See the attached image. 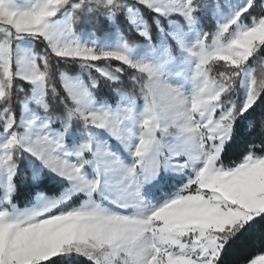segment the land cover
Instances as JSON below:
<instances>
[{"label":"snow or ice","instance_id":"snow-or-ice-1","mask_svg":"<svg viewBox=\"0 0 264 264\" xmlns=\"http://www.w3.org/2000/svg\"><path fill=\"white\" fill-rule=\"evenodd\" d=\"M133 2L176 17L169 23L177 32L168 35L195 61L190 92L165 79L176 61L170 45L148 48L153 63L132 60L127 43L112 51L78 42L73 25L81 12L109 21L123 13L133 22L128 0H0V264H264V254L229 258L252 230L264 229V77L248 63L264 58V0H248L210 44L205 33L192 47L182 34L195 23L199 0ZM250 9L258 14L246 24ZM139 36L150 44L147 24ZM26 40L38 42L42 54L22 50ZM99 61L138 74L132 78L142 81V110L114 86V106L97 96L93 69L117 79ZM212 61L230 67L210 77ZM53 64L63 92L50 87ZM73 135L82 139L69 151L64 141ZM110 140L124 146L127 161ZM25 155L31 180L46 170L63 187L37 192L20 207L14 196Z\"/></svg>","mask_w":264,"mask_h":264},{"label":"rangeland","instance_id":"rangeland-1","mask_svg":"<svg viewBox=\"0 0 264 264\" xmlns=\"http://www.w3.org/2000/svg\"><path fill=\"white\" fill-rule=\"evenodd\" d=\"M133 1V0H129ZM205 2V0H199V3L197 4V12L195 13V23L193 25H184V32L182 34L183 41L185 44V47H192L194 46L197 41L206 33L209 35V39L207 40V43H211V35L218 30V27L221 26L224 23H227L231 17L238 12L241 8L246 7L248 0H207V3L210 5H214V7L210 9H204L201 7V5ZM131 7L129 4L127 5ZM221 6V7H220ZM207 13L210 19V24H207L205 22V16H203L202 13ZM199 13V14H197ZM81 14H86V15H92L93 13H86V12H81ZM124 15V14H123ZM125 16V15H124ZM201 17V18H200ZM103 18V17H102ZM125 18L129 21V19L125 16ZM176 19V17L169 16L168 18L165 17H158L156 16V19H154V24L156 26V20L159 19ZM105 19L109 25L114 26V21H109L106 18ZM116 20V19H115ZM182 21V18H180ZM160 21V20H159ZM133 31L139 36V30L140 28L144 25L147 24L140 16L138 13L137 9L134 8L133 12V22H129ZM162 28V27H161ZM157 29V30H156ZM155 32L158 33V36L155 40V43L150 40L146 42V44H128L129 45V51L127 52V55L134 60V61H143V60H152L151 57L146 56V52L149 47L151 46H158V51H163L165 46H171V49L173 53L176 55V61L173 66H171L169 69L166 70L165 72V79L168 80L169 83H171L174 86H179L182 91L185 93H188L191 91L192 85L191 83L188 82V77L193 70V65L195 63L194 59L191 57H188L185 53L180 52L177 50V46L175 42L171 39V37L168 35L169 33H176L177 32V27L175 24H170L169 21L167 22L166 26L163 29V33L156 27ZM76 39L78 40L79 43H81L84 46L88 47H93L97 50H112V51H122L123 50V45L126 43V39L124 36L120 34V31L117 30L116 33L110 34V35H105L103 37H98L94 34V32L90 33H84L81 32L80 34H75ZM140 37V36H139ZM33 43L30 40L22 41L23 49L22 50H28L31 48ZM41 54V53H40ZM264 58L261 60L255 61L251 60L249 66L252 69L254 75L256 77L264 75ZM100 62V61H99ZM106 64L105 68L107 71H109L111 74L115 75L117 77L116 80L114 81H108L106 77H100L98 73L95 72V70H92V76L96 78V82L98 83V90L101 87H104V83L100 81V79L107 80L109 84L107 86H114L115 89H118L120 92L132 96L136 100V108L137 110H142L143 107V94L141 93V82H136L132 76L129 78L123 77V72L122 73H116L115 69L118 66L112 65V63H119L118 61H111V62H106V61H101ZM153 63H157V61L152 60ZM217 62H222L226 66H230L226 64L224 61H212L207 65V68L209 69V76L210 77H215L219 78V73H216V70L212 69V64L217 63ZM97 63V62H96ZM110 64V67H109ZM40 65L43 66V61L40 62ZM122 65V64H121ZM126 66V65H124ZM76 67L78 69V66L72 67L71 70L75 71ZM127 67V66H126ZM134 71V70H133ZM224 71V70H223ZM73 74L69 75H76L78 74L77 72H72ZM82 79L85 80L86 83H90V79L88 77V74L85 73L81 77ZM58 81L60 83V86L63 90V85L59 80V75H58ZM127 82V83H123ZM98 90L96 91V94L98 96ZM114 95V91L112 88H110ZM115 97V104L119 102L120 97L117 95H114ZM49 100L51 99L50 96L48 98ZM113 104V106L115 105ZM35 105L34 103L32 104L30 110L34 109ZM42 112V109H41ZM58 114V113H57ZM2 125H3V120L2 117H0V143H3L5 137L2 133ZM73 130L78 132V125L74 124L73 125ZM103 135V133H101ZM81 137L78 135H73V136H66L65 137V148L69 151H71L75 146H77L81 142ZM110 147L117 152L118 155H120L124 160H128V154L124 146L120 145L118 142L114 140H110ZM74 162V161H73ZM32 175V170L29 167L28 164V158L22 157L21 159V165H20V170L18 171L16 181L21 184H38L39 182L46 180V178L52 179L51 181L56 183L60 189L59 191L62 190L63 185L60 183L59 178L53 179L52 174L48 173L46 170H44L40 174V178L33 181L30 179ZM22 177H27V179H21ZM50 182V183H52ZM58 191V192H59ZM57 193V192H56ZM17 193H15L14 199L16 197ZM32 199L28 200L27 204L31 202ZM264 254V253H263ZM261 255V254H260Z\"/></svg>","mask_w":264,"mask_h":264},{"label":"trees","instance_id":"trees-1","mask_svg":"<svg viewBox=\"0 0 264 264\" xmlns=\"http://www.w3.org/2000/svg\"><path fill=\"white\" fill-rule=\"evenodd\" d=\"M217 1L220 2V0H217ZM128 4L131 7L136 8L138 13L140 14L141 18L147 23V25L149 26V29H150L149 38L151 41H153L155 43V40L158 36V33L155 32V29H156V26L154 24V19H156L155 14L152 13L151 11H149L148 9L142 7L139 4H134L133 1L128 0ZM197 14H199V13H197ZM202 14H203V16H205V22H207V24H210L209 16H207L208 14L206 12L202 13ZM257 14H258V11L253 12L250 9L248 13H245L244 22L246 24L249 23L248 17L250 15H257ZM171 19L172 18H170V19H159L161 27L164 28L166 26L167 22ZM117 30H119L120 34L125 37L126 43H128V44L134 43V44H143L144 45L147 42V41H145L144 38L139 37L133 31L129 21L125 18L123 13H121L119 16H117L116 20L114 21V26L109 25L105 19H103L102 17H97L95 14L86 15V14H81V13L79 15L78 22L75 25H73V31L75 34H80L81 32H84V33H90V32L93 33L94 32V34L98 37H103L105 35H110V34L116 33ZM32 50L35 51L37 54H40V53L42 54V51H43L42 46L38 42L33 44ZM258 55L264 56V47H262L260 49ZM56 59L57 58H55V57L52 58L53 61H55ZM255 61H258V60H255ZM250 62H251V58H250V61L248 63L250 64ZM97 63L100 64L101 67L108 68V67H106V64H104V62L100 61ZM112 65L123 68L124 72L122 75L125 78H129L133 75H138L137 73H134L133 70L128 69L126 66L121 65L119 63L113 62ZM40 66H41V69H43V66L42 65H40ZM56 67L57 66L55 64H53V71L55 74H54L53 83L50 85V87L55 86V87H57V89L60 92H63V90L60 86V83L58 81V73L55 72ZM59 67L61 69L68 68L69 70H71V68L75 67V65L65 66V65L61 64V65H59ZM229 67L230 66H226L222 62H217V63L212 64V69L216 70V73L223 71V70H226ZM69 74H73V73L69 72ZM263 77H264V75H263ZM256 78L260 79V78H262V76H258ZM100 81L104 83V87H101L98 90V97L100 99L111 97L110 102L112 104H115L116 99H115L112 91L110 90V87L107 86L109 84V82H107V80H103V79H100ZM123 83H127V82H123ZM16 118H17V120H19V109H17ZM51 180L52 179H50V178H46V180H43V181L39 182L38 184H25V185H21L16 181V185H17L16 193H17V195L15 197V201L17 202V204L20 207H24V206H26L28 200L32 199L37 192H43L47 195H52L56 192L58 193L60 187L56 183L52 182ZM50 182H52V183H50ZM263 253H264V229H255V230H252L248 234V236L245 238V243L243 246H235L233 249L230 250L229 258L232 259L233 261H239L241 259L250 261L255 256H258V255L263 254Z\"/></svg>","mask_w":264,"mask_h":264}]
</instances>
